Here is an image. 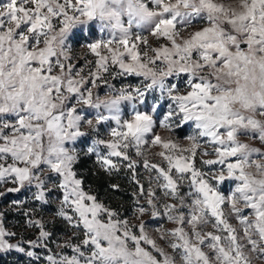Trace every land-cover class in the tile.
I'll return each mask as SVG.
<instances>
[{
    "label": "snow or ice",
    "instance_id": "obj_1",
    "mask_svg": "<svg viewBox=\"0 0 264 264\" xmlns=\"http://www.w3.org/2000/svg\"><path fill=\"white\" fill-rule=\"evenodd\" d=\"M82 154L130 177V216L86 188ZM13 193L38 234L0 211V253L27 264H264V0H0V198ZM53 204L57 252L33 215Z\"/></svg>",
    "mask_w": 264,
    "mask_h": 264
},
{
    "label": "trees",
    "instance_id": "obj_2",
    "mask_svg": "<svg viewBox=\"0 0 264 264\" xmlns=\"http://www.w3.org/2000/svg\"><path fill=\"white\" fill-rule=\"evenodd\" d=\"M186 128H183L182 134H186ZM76 171L78 174L84 178L86 188L90 187L91 191L98 195V197L103 200L106 204L114 207L122 209V205H126L132 199V193L130 189L127 188V184L130 182V177L125 173H121L119 175L114 176H106L98 169L95 164L94 158H90L84 155H81V160L76 166ZM109 183H119L121 185V189L118 192H113L108 188ZM19 194H9L7 198L4 199V202H0L1 211L5 212V223L14 225L15 223L21 224L24 222L25 218L20 217L15 210H11L10 208H3V205L9 203L15 196ZM21 198V197H20ZM120 206V207H119ZM56 205L53 204L51 206L41 207L40 211L44 213H40L36 211L33 215L35 218H43L46 223V227L49 231L54 233V237L66 235V228L58 219L54 222L52 221L51 212L55 209ZM50 211V213H48ZM9 255H5L0 253V264H13L9 262ZM23 258V257H22ZM25 260V258L21 259Z\"/></svg>",
    "mask_w": 264,
    "mask_h": 264
},
{
    "label": "rangeland",
    "instance_id": "obj_3",
    "mask_svg": "<svg viewBox=\"0 0 264 264\" xmlns=\"http://www.w3.org/2000/svg\"><path fill=\"white\" fill-rule=\"evenodd\" d=\"M225 3H229V2H233V0H224ZM97 35H99V33L97 32ZM91 37H89L88 35V32L87 30L83 31L81 34H80V37H79V44H82V43H85L88 39H90ZM79 44L76 45L75 47V52L74 54L76 55L77 57V63L78 65H82L83 64V60L81 59V56L83 55V52L84 50L82 48H80ZM92 57L89 56V59H91ZM112 83H114L117 87H120L121 84L119 81H111ZM105 91H106V86L101 84L100 88L98 89V93L99 95H101L102 97L104 96L105 94ZM191 131V129L189 127L186 128V134H188L189 132ZM164 135H166V133H162ZM178 134L181 138H183L186 134H182V131L179 130L178 131ZM107 138V137H105ZM181 142L183 144H187V141L186 140H181ZM87 143H90V140L87 141ZM85 143H81L78 145V147H80L81 149H83L85 147ZM256 146H260L259 144H257ZM83 155V154H82ZM141 175H140V179L142 180L143 183H145V185L147 186V180H146V173H144L143 171V168L140 167L139 169ZM227 187V186H226ZM127 188L130 189V192L133 193V191L135 190L134 189V185L129 182L127 184ZM94 193V192H93ZM21 199L27 201V205L26 206H32V201L30 199V193L29 194H26V195H23L21 196ZM132 200H133V197L132 199L126 204V205H122L120 209L122 215H126V216H130L131 215V207H132ZM0 202L3 203L4 202V199L0 198ZM11 203V200L9 201L8 204L6 205H3V208H10L9 205ZM120 207V206H119ZM41 207H37V210L38 212H42L44 213L43 211H40ZM2 210V208H0V211ZM127 210V211H126ZM18 215L20 217H23V215L21 214V212L23 211V209H21L20 211H17L15 210ZM36 213V212H35ZM50 213V211L48 212ZM147 219V218H146ZM25 221V220H24ZM9 223V222H8ZM8 223H5V226L11 230V231H16L18 233L19 236H22L26 239H34L36 237V235L38 234L37 233V230L35 228H26L24 227V222H22L21 224H17L15 223L14 225L12 224H8ZM166 227H172V225L170 224H167L165 225ZM67 238V235H62V236H57V237H54V240H55V243L53 242H49V247L52 249L53 252H57V251H60L58 248H57V243H63V241ZM159 243V241H158ZM37 251H40L41 253V256L44 255V251L43 250H37ZM67 252H70V250H65ZM5 255H9L8 259H9V262H12L13 264H27V258H25V260H21L23 259L22 258V254L20 253H15V252H12V253H3Z\"/></svg>",
    "mask_w": 264,
    "mask_h": 264
}]
</instances>
